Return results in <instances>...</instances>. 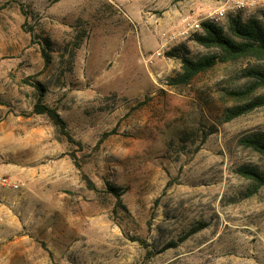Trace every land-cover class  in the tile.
Wrapping results in <instances>:
<instances>
[{
    "label": "rangeland",
    "instance_id": "rangeland-1",
    "mask_svg": "<svg viewBox=\"0 0 264 264\" xmlns=\"http://www.w3.org/2000/svg\"><path fill=\"white\" fill-rule=\"evenodd\" d=\"M223 1L0 0V175L18 184L0 187L12 204L0 214V264H264V185L254 191L237 172L264 169L241 143L264 140V105L225 119L264 96V86L234 94L264 60L167 82L181 71L172 48L218 53L191 39L199 30L182 34L181 20ZM245 1L256 4L241 18L264 26V0ZM228 16L216 21L227 33ZM37 82L80 148L32 111ZM107 184L128 212H115Z\"/></svg>",
    "mask_w": 264,
    "mask_h": 264
},
{
    "label": "trees",
    "instance_id": "trees-1",
    "mask_svg": "<svg viewBox=\"0 0 264 264\" xmlns=\"http://www.w3.org/2000/svg\"><path fill=\"white\" fill-rule=\"evenodd\" d=\"M200 26L201 31L194 32L191 39L204 47L216 48L218 53L204 54L196 59H192L187 55V48L183 44L180 46L181 50H178V47H174L165 52L167 56H177L181 60V71L175 76L170 77L167 81L168 84H187L198 73L214 66L218 62L237 60L241 57H252L264 60V26L259 18L250 17L247 20H243L239 12L236 14H229L227 19V29L229 33H227L222 26L210 20H202ZM43 56L44 58L47 57V53L44 50ZM248 75L254 79L251 86L244 91L234 92V94H247L252 89L264 86V67L250 68L248 70ZM35 88L38 91V96L33 103L32 111L37 114L45 115L68 141L76 143L80 148L81 143L74 140L70 135L65 121L57 112L56 108L50 107L42 102L41 96L44 92L42 85L37 82ZM139 104H141V102H139ZM262 105H264V96H258L244 104L228 108L225 112V119H233ZM107 133L108 132H105L104 135ZM241 143L251 147L264 157V140L259 135L252 134L245 136L241 138ZM72 157L74 160L76 159L74 153ZM75 164L79 167L77 162H75ZM237 172L251 181L254 191H257V189L264 185V169H259L256 166L242 165L237 168ZM82 178L85 180V184L89 189H96L93 182L84 173H82ZM106 191L116 198L115 212H117L119 208L128 212L120 199L122 194V188L120 186L107 184ZM201 227H203V224L200 228ZM129 239H134V237L130 236ZM49 254L51 256L50 252Z\"/></svg>",
    "mask_w": 264,
    "mask_h": 264
},
{
    "label": "built area",
    "instance_id": "built-area-1",
    "mask_svg": "<svg viewBox=\"0 0 264 264\" xmlns=\"http://www.w3.org/2000/svg\"><path fill=\"white\" fill-rule=\"evenodd\" d=\"M256 3L254 1L245 0H224L219 7H217L212 12L205 15L202 20H210L216 22L224 18L227 14H236L243 10H249ZM260 6L264 9V2L260 3ZM200 19H192L190 15H185L182 17L183 30L182 34H186L188 31H201ZM0 187L7 188L11 190L18 189V184L14 183L7 176L0 175Z\"/></svg>",
    "mask_w": 264,
    "mask_h": 264
},
{
    "label": "crops",
    "instance_id": "crops-1",
    "mask_svg": "<svg viewBox=\"0 0 264 264\" xmlns=\"http://www.w3.org/2000/svg\"><path fill=\"white\" fill-rule=\"evenodd\" d=\"M199 2H194L192 4V7L198 11V9H201ZM10 194L8 193V190L6 189H1L0 188V214H4L3 212L6 210H9V207L12 205L10 204V199H9ZM3 198L7 199V202L3 200Z\"/></svg>",
    "mask_w": 264,
    "mask_h": 264
}]
</instances>
